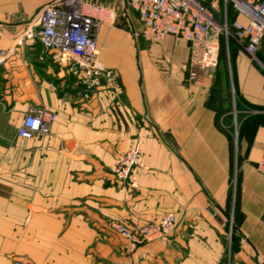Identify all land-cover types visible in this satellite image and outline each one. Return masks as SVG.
I'll list each match as a JSON object with an SVG mask.
<instances>
[{
    "label": "crops",
    "instance_id": "crops-1",
    "mask_svg": "<svg viewBox=\"0 0 264 264\" xmlns=\"http://www.w3.org/2000/svg\"><path fill=\"white\" fill-rule=\"evenodd\" d=\"M50 1L0 0V49L12 53L0 67V264H264V65L221 39L228 63L191 82L188 43L149 40L126 0L131 27L97 37L114 77L88 86L21 39ZM199 1L218 22L247 23L222 0ZM230 88L239 110L256 109L238 127ZM30 108L56 119L27 140L17 130ZM136 140L142 166L123 186L115 160ZM168 213L174 233L135 249L110 229Z\"/></svg>",
    "mask_w": 264,
    "mask_h": 264
},
{
    "label": "built area",
    "instance_id": "built-area-1",
    "mask_svg": "<svg viewBox=\"0 0 264 264\" xmlns=\"http://www.w3.org/2000/svg\"><path fill=\"white\" fill-rule=\"evenodd\" d=\"M222 1L225 8L230 5L247 23L218 22L214 18L213 6L208 7L199 0H127V6L137 12L143 34L152 42L157 43L173 35L188 43L189 79L195 82L198 70L212 71L217 67L221 39L226 46L233 41L258 62L256 54L264 38V0ZM115 20V10L100 4L83 0H52L34 14L21 39L38 41L50 52L56 65L81 77L83 83L88 82L90 86L101 77H114L113 72L100 62L97 37L103 25H113ZM11 54L9 50L0 49V67ZM55 119L56 115L44 108H30L17 130L18 137L29 140L47 133ZM141 166V144L136 140L116 158L113 173L123 186H133ZM256 168L264 176V151ZM110 229L135 249L171 236L176 229V218L173 213H168L159 221L136 229L112 222Z\"/></svg>",
    "mask_w": 264,
    "mask_h": 264
},
{
    "label": "rangeland",
    "instance_id": "rangeland-1",
    "mask_svg": "<svg viewBox=\"0 0 264 264\" xmlns=\"http://www.w3.org/2000/svg\"><path fill=\"white\" fill-rule=\"evenodd\" d=\"M85 2H89V3H98V4H102L104 6H111L113 5V7L116 9V20L113 24V26L118 27L120 29H129L131 27V23H130V19L126 13V9H125V3L126 0H84ZM230 43H233L232 41H230ZM236 44V43H235ZM237 45V44H236ZM225 52L220 50L219 51V57H218V65L217 67L210 71L213 74L216 73V71L219 68V65L224 61H226L225 63H228L227 60V55L224 54ZM256 58L257 60L259 59V61L261 62L262 65H264V63L262 61H264V58L261 56L260 53L256 54ZM230 92H231V109L232 112L235 114L236 117V125L238 127V125L241 122V118H240V113L243 114L244 117H247L249 115H252L256 109H253L251 107H248L247 105L244 106L241 110H239V104H238V94L236 92H234L231 88H230Z\"/></svg>",
    "mask_w": 264,
    "mask_h": 264
},
{
    "label": "trees",
    "instance_id": "trees-1",
    "mask_svg": "<svg viewBox=\"0 0 264 264\" xmlns=\"http://www.w3.org/2000/svg\"><path fill=\"white\" fill-rule=\"evenodd\" d=\"M233 42V41H232ZM234 43V42H233ZM231 43L229 42V45H230Z\"/></svg>",
    "mask_w": 264,
    "mask_h": 264
}]
</instances>
